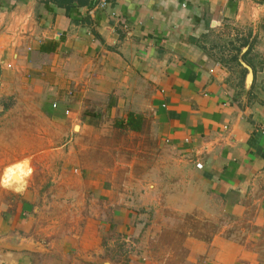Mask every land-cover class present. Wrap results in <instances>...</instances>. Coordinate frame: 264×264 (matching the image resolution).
I'll return each instance as SVG.
<instances>
[{
    "label": "crops",
    "instance_id": "obj_1",
    "mask_svg": "<svg viewBox=\"0 0 264 264\" xmlns=\"http://www.w3.org/2000/svg\"><path fill=\"white\" fill-rule=\"evenodd\" d=\"M45 2L0 0V25L14 20L19 30L14 77L25 69L30 84L48 85L54 112L61 115L69 109L72 120L100 110L113 121L128 113L142 117L139 131L124 130L130 135L149 132L157 145L165 143L171 159L167 174H184L176 178L177 186L184 184L192 194L187 195L185 212L227 218L209 244L187 253L186 264H201L199 255L203 264H264L248 247L253 246L251 229L264 228V4L108 0L104 8L96 3L66 14L64 8ZM212 34L222 40L210 44ZM21 38L27 39V46ZM51 40L58 42L54 51L41 52L40 45ZM244 47L241 59L252 74L249 87L244 83L247 70L238 61ZM78 129L87 135L100 127L86 122ZM164 171L162 167L158 174ZM158 188L155 193L164 192ZM19 209L10 226L0 223V264H65L68 250L77 253L72 259L101 253L96 236L87 245L60 236L57 226L47 233L29 216L34 211L29 204ZM106 211V229L127 232L129 203ZM227 227H234V233ZM94 234H99L97 229ZM233 235L243 243L234 242ZM12 237L15 245L7 243ZM147 253L145 248L141 254ZM145 261L137 264H148L147 257Z\"/></svg>",
    "mask_w": 264,
    "mask_h": 264
},
{
    "label": "rangeland",
    "instance_id": "obj_2",
    "mask_svg": "<svg viewBox=\"0 0 264 264\" xmlns=\"http://www.w3.org/2000/svg\"><path fill=\"white\" fill-rule=\"evenodd\" d=\"M254 1L264 4V0ZM17 31L14 20L6 19L0 25V45L6 46L0 49V223L10 226L20 206L29 204L34 209L29 216L47 233L57 226L62 230L59 235L71 240L81 239L87 245L95 236L100 240L101 253L80 254V258L72 259L71 255L77 253L68 250L65 264H132L134 260L137 264L146 257L148 264H186L187 253L209 244L227 218L200 210L185 212L192 194L188 195L184 184L176 183V178L184 174H176V178L167 174L170 153L165 143L157 145L153 134L130 135L124 130L127 128L117 127V120L101 110L97 115L88 113L75 120L69 109L59 115L54 112L55 102L48 97V85L30 84L31 76L25 69L16 79ZM218 35L212 34L209 43L222 40ZM21 42L27 46L26 38ZM214 49L221 53L217 46ZM86 122L100 129L81 135L78 127ZM162 167L166 171L158 174ZM11 180L14 185H22V193L9 187ZM156 187L157 192H164L155 193ZM122 202L129 203L131 215L127 232L120 235L111 227L106 229L110 223L106 210L108 206L121 207ZM103 220L108 221L105 226ZM96 229L99 234H94ZM226 230L234 233V227ZM251 236L253 246L248 247H253L262 263L264 228H252ZM231 239L243 243L238 236ZM15 240L12 237L7 243L15 245ZM65 247L69 249V245ZM145 248L148 255L144 257L141 253ZM202 257L199 255L201 264Z\"/></svg>",
    "mask_w": 264,
    "mask_h": 264
},
{
    "label": "trees",
    "instance_id": "obj_3",
    "mask_svg": "<svg viewBox=\"0 0 264 264\" xmlns=\"http://www.w3.org/2000/svg\"><path fill=\"white\" fill-rule=\"evenodd\" d=\"M52 2L58 7H62L65 9L66 14L70 13V11L78 9L87 5L88 7H92L97 3V0H46L45 4ZM85 21L89 23V20L85 18ZM57 41H47L43 42L39 50L41 52H52L54 51ZM115 125L119 128H129L132 131H139L142 125V117L138 114L128 113L125 119H120L115 122Z\"/></svg>",
    "mask_w": 264,
    "mask_h": 264
},
{
    "label": "water",
    "instance_id": "obj_4",
    "mask_svg": "<svg viewBox=\"0 0 264 264\" xmlns=\"http://www.w3.org/2000/svg\"><path fill=\"white\" fill-rule=\"evenodd\" d=\"M96 1V0H95ZM245 47L244 48H242L241 50H240V52L238 53V61L240 62V64L243 66V67H245L246 68V70H247V74H246V76H245V81H244V83H245V85H246V87H249V85H250V81H251V79H252V74H251V71H250V68L242 61V59H241V55L243 54V52L245 51ZM19 193H22V190L21 191H19V190H17Z\"/></svg>",
    "mask_w": 264,
    "mask_h": 264
},
{
    "label": "built area",
    "instance_id": "obj_5",
    "mask_svg": "<svg viewBox=\"0 0 264 264\" xmlns=\"http://www.w3.org/2000/svg\"><path fill=\"white\" fill-rule=\"evenodd\" d=\"M97 4H98L99 7L104 8L108 4V0H97ZM260 132L262 134H264V125H262L260 127ZM195 165H196L197 168H201L202 167L201 163H196Z\"/></svg>",
    "mask_w": 264,
    "mask_h": 264
},
{
    "label": "bare ground",
    "instance_id": "obj_6",
    "mask_svg": "<svg viewBox=\"0 0 264 264\" xmlns=\"http://www.w3.org/2000/svg\"><path fill=\"white\" fill-rule=\"evenodd\" d=\"M12 178H13V176H11V179ZM13 183H14V181L11 180V183L9 185L10 188H12V189L14 188L15 190H21L22 189V185H14Z\"/></svg>",
    "mask_w": 264,
    "mask_h": 264
}]
</instances>
